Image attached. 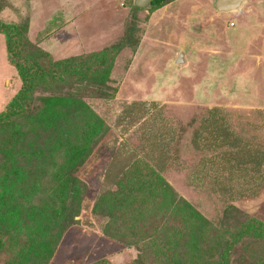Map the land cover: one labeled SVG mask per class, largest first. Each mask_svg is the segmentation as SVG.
I'll return each instance as SVG.
<instances>
[{"label":"rangeland","instance_id":"374dc122","mask_svg":"<svg viewBox=\"0 0 264 264\" xmlns=\"http://www.w3.org/2000/svg\"><path fill=\"white\" fill-rule=\"evenodd\" d=\"M131 1L0 0V23L14 27L27 21V44L14 38L23 55L31 54L28 46L33 44L53 61L73 58L80 66L99 62L103 87L86 102L105 121V130L82 162L70 165L66 151L59 148L49 153L33 193L15 198L27 212L18 214L13 226L3 194L14 155L1 158L0 264L11 261L21 245L48 226H55L59 234L45 240L50 238L52 248L46 264H92L100 259L126 264L136 256L132 247L100 233V217L92 213L103 169L111 159L112 123L132 101L157 102L163 120L173 126L169 149L178 163L163 178L179 197L224 233L242 230L249 222L264 227V187L255 196L224 207L210 185L194 189L187 181L201 155L192 146V134L212 108L222 110L236 133L264 146V0H246L234 12L217 11V0H162L153 10L134 8ZM130 22L138 28L135 49L120 46ZM9 41L0 28V113L18 92L23 72L9 60ZM180 53L184 62L176 64ZM35 95L49 113L60 101L58 92ZM260 171L264 175V161ZM73 179L76 189L70 183ZM72 204L79 207L77 223L64 226ZM242 236L229 264H235L241 253L262 247L251 235ZM208 245L218 257L221 242Z\"/></svg>","mask_w":264,"mask_h":264},{"label":"trees","instance_id":"16d2710c","mask_svg":"<svg viewBox=\"0 0 264 264\" xmlns=\"http://www.w3.org/2000/svg\"><path fill=\"white\" fill-rule=\"evenodd\" d=\"M161 1L152 0L146 9L157 8ZM131 5L140 8L133 1ZM0 28L10 38V62L23 71L18 92L0 113V163L7 154L14 155L8 162L13 172L6 176L3 194L8 219L13 222L9 226H13L19 220L18 214L27 212L15 198L33 193L49 153L59 148L66 151L70 165L82 162L105 130V121L86 102L96 96L103 81L96 59L83 66L74 65L73 58L53 61L33 44L28 46L33 58L23 55L14 38L18 36L22 44H27V21L14 27L0 23ZM137 32L136 24L130 22L120 46L135 49L139 43ZM38 91L60 94L59 103L50 113L42 110L35 95ZM159 106L155 101L126 103L112 123L115 134L108 145L111 159L103 169L101 190L92 208L93 215L101 220L100 233L136 250V256L126 264H229L236 243L247 233L262 247L241 253L235 264H264V227L249 222L232 234L212 228L164 180V173L178 162L169 149L173 126L163 120ZM228 123L219 108H212L201 120L191 142L201 155L187 178L194 189L210 185L217 190L224 207L231 201L255 196L264 187L260 171L263 143L254 145ZM70 183L76 189L77 180ZM68 212L64 226L77 223L74 218L79 215L78 205L72 204ZM55 230V226H48L36 233L7 264H46L52 248L50 238L45 240L59 234ZM209 241L221 242L216 258ZM92 264L108 261L100 259Z\"/></svg>","mask_w":264,"mask_h":264},{"label":"water","instance_id":"95a60500","mask_svg":"<svg viewBox=\"0 0 264 264\" xmlns=\"http://www.w3.org/2000/svg\"><path fill=\"white\" fill-rule=\"evenodd\" d=\"M152 0H133V4L140 8H147ZM246 0H217L216 9L219 12H234L240 10ZM184 62L183 53L175 59L176 64Z\"/></svg>","mask_w":264,"mask_h":264}]
</instances>
